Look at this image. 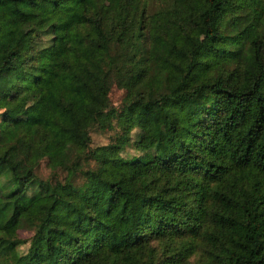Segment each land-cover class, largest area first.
Returning <instances> with one entry per match:
<instances>
[{
    "label": "trees",
    "instance_id": "obj_1",
    "mask_svg": "<svg viewBox=\"0 0 264 264\" xmlns=\"http://www.w3.org/2000/svg\"><path fill=\"white\" fill-rule=\"evenodd\" d=\"M14 14L0 264H264V0H0V33Z\"/></svg>",
    "mask_w": 264,
    "mask_h": 264
},
{
    "label": "rangeland",
    "instance_id": "obj_2",
    "mask_svg": "<svg viewBox=\"0 0 264 264\" xmlns=\"http://www.w3.org/2000/svg\"><path fill=\"white\" fill-rule=\"evenodd\" d=\"M150 19L154 20L155 17H151ZM20 21H21L20 14H14L12 17L11 26L0 33V44L6 42V40H12L16 37V35L20 30ZM190 35L193 40H197L200 36V32L191 31ZM37 93H38L37 90H34L32 86H30L28 83L25 82L24 87L17 93V95L20 99L30 100ZM122 94H123L122 87L116 84H113L111 86L109 95L114 103L119 102ZM114 135H115L114 129H107V130L93 129L91 131V142L92 144L106 143L112 141L115 138ZM128 149L130 150V147H128ZM39 171L44 175L48 173L49 169L45 161H41ZM19 233L24 237H27L29 235V232L26 230H19Z\"/></svg>",
    "mask_w": 264,
    "mask_h": 264
}]
</instances>
